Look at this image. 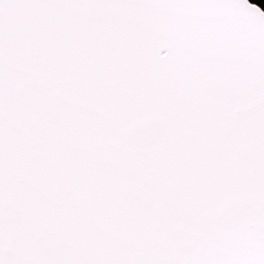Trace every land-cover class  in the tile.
Segmentation results:
<instances>
[{"label": "snow or ice", "instance_id": "6c2138e0", "mask_svg": "<svg viewBox=\"0 0 264 264\" xmlns=\"http://www.w3.org/2000/svg\"><path fill=\"white\" fill-rule=\"evenodd\" d=\"M0 264H264V9L0 0Z\"/></svg>", "mask_w": 264, "mask_h": 264}, {"label": "trees", "instance_id": "16d2710c", "mask_svg": "<svg viewBox=\"0 0 264 264\" xmlns=\"http://www.w3.org/2000/svg\"><path fill=\"white\" fill-rule=\"evenodd\" d=\"M254 3H257L258 5H260L262 8H264V0H250Z\"/></svg>", "mask_w": 264, "mask_h": 264}, {"label": "water", "instance_id": "95a60500", "mask_svg": "<svg viewBox=\"0 0 264 264\" xmlns=\"http://www.w3.org/2000/svg\"><path fill=\"white\" fill-rule=\"evenodd\" d=\"M249 3H252V4H256V5H258L257 3H254V2H252V1H250L249 0ZM260 6V5H259ZM261 7V6H260ZM262 8V7H261ZM263 9V8H262Z\"/></svg>", "mask_w": 264, "mask_h": 264}, {"label": "flooded vegetation", "instance_id": "af4514ba", "mask_svg": "<svg viewBox=\"0 0 264 264\" xmlns=\"http://www.w3.org/2000/svg\"><path fill=\"white\" fill-rule=\"evenodd\" d=\"M264 9V8H263Z\"/></svg>", "mask_w": 264, "mask_h": 264}]
</instances>
